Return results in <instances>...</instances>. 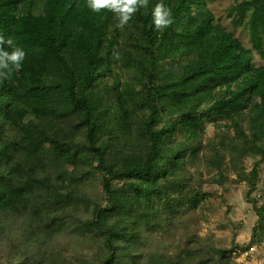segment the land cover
I'll return each mask as SVG.
<instances>
[{
	"label": "trees",
	"instance_id": "trees-1",
	"mask_svg": "<svg viewBox=\"0 0 264 264\" xmlns=\"http://www.w3.org/2000/svg\"><path fill=\"white\" fill-rule=\"evenodd\" d=\"M227 14L251 47L204 0L123 29L87 0H0L26 53L0 84V264H238L237 231L179 228L239 186L264 226V0Z\"/></svg>",
	"mask_w": 264,
	"mask_h": 264
},
{
	"label": "rangeland",
	"instance_id": "rangeland-1",
	"mask_svg": "<svg viewBox=\"0 0 264 264\" xmlns=\"http://www.w3.org/2000/svg\"><path fill=\"white\" fill-rule=\"evenodd\" d=\"M205 4L215 13L216 18L226 25L236 36L241 38L246 47H251L249 35L242 27H236L228 17L227 10L232 5L243 0H204ZM256 60L264 64V59L256 54ZM209 131L211 128L208 127ZM252 160L247 161L248 167ZM264 175V167L262 171ZM175 191H171L174 193ZM199 211L202 214L209 215L210 220H202L199 223L191 222L190 215L186 216L187 221H181L179 228L184 236L191 233L193 227H197L202 235L214 232L218 239L223 240V244H230L234 231H237L236 241L243 247L239 251H244L248 246L253 244L254 251L250 254L237 252L233 257L238 264H264V226H260L257 233L254 234V227L258 224L252 204L247 200L246 189L244 186L232 188L228 197H213L201 207ZM256 240L253 242L252 237ZM252 250V249H251ZM68 251V250H67Z\"/></svg>",
	"mask_w": 264,
	"mask_h": 264
},
{
	"label": "clouds",
	"instance_id": "clouds-1",
	"mask_svg": "<svg viewBox=\"0 0 264 264\" xmlns=\"http://www.w3.org/2000/svg\"><path fill=\"white\" fill-rule=\"evenodd\" d=\"M149 0H87V6L96 13L108 10L118 19L117 28L123 29L141 8H147ZM152 23L156 31H164L175 23L172 10L157 3L152 11ZM26 58L24 49L11 37L0 35V84L11 79L14 72L22 69ZM119 58V52H113Z\"/></svg>",
	"mask_w": 264,
	"mask_h": 264
},
{
	"label": "built area",
	"instance_id": "built-area-1",
	"mask_svg": "<svg viewBox=\"0 0 264 264\" xmlns=\"http://www.w3.org/2000/svg\"><path fill=\"white\" fill-rule=\"evenodd\" d=\"M251 249H252V250H251ZM250 251H251V252L254 251V247L249 248L248 250H246V251L243 252V253H246V252H247V255H249V254H250Z\"/></svg>",
	"mask_w": 264,
	"mask_h": 264
}]
</instances>
